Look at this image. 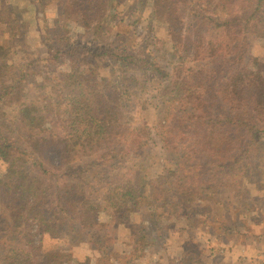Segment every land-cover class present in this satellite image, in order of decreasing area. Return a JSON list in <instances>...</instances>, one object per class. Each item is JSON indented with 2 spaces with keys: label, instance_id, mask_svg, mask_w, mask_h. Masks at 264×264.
I'll return each mask as SVG.
<instances>
[{
  "label": "rangeland",
  "instance_id": "1",
  "mask_svg": "<svg viewBox=\"0 0 264 264\" xmlns=\"http://www.w3.org/2000/svg\"><path fill=\"white\" fill-rule=\"evenodd\" d=\"M156 1L107 0L104 16L87 28L81 20H66L65 0H0V34L12 48L7 84L23 99L55 104L63 94L60 80L75 67L109 94L122 90L128 78L133 104L125 109L123 124L150 132V139H143L146 147L121 148L123 160L112 173L116 179L132 174L142 189V205L131 224L117 226L113 216L103 214L99 221L106 227L99 236L105 239V250L86 237V242L69 246L46 238L44 251L68 249L67 264H264V112L254 108L249 84L247 90L241 87L237 102L219 96L228 73L264 65V12L248 29L247 42L240 43L247 47L246 55L240 48L233 60L227 54L210 64L185 45H191L190 38L196 45L204 43L199 22L212 14L213 0H186L181 6L179 31L186 32L181 42L171 23L155 14ZM257 2L232 0L233 11L247 19L255 14ZM123 53L150 60L172 78L186 76L188 89L204 90L193 79L199 75L203 82L204 74L209 84L204 98L215 104L214 116L222 120L221 113L228 114L233 126L236 145L233 151L223 148L218 160L224 165L195 146L196 125L192 129L189 121L180 122L185 90L181 95L152 69L124 71ZM201 64L209 65L207 71ZM189 68L195 71L187 74ZM0 114L10 116L11 110L0 108ZM202 121L200 115L196 123ZM12 123L6 119V125ZM47 127L63 133L55 119ZM5 170L0 160V178ZM2 211L0 206V215Z\"/></svg>",
  "mask_w": 264,
  "mask_h": 264
},
{
  "label": "trees",
  "instance_id": "2",
  "mask_svg": "<svg viewBox=\"0 0 264 264\" xmlns=\"http://www.w3.org/2000/svg\"><path fill=\"white\" fill-rule=\"evenodd\" d=\"M65 1L66 20H81L87 28L93 27L107 8V0H84L83 4L82 0ZM257 1L255 14L241 20L233 11L232 0H213L212 14L199 22L205 29V35L199 37L204 43L196 45L197 40L190 38L191 45L185 46H192L195 56H201L210 64L227 54L229 60H233L232 55L240 48L241 54L246 55L247 47L244 49L240 43L247 42L248 29L258 21L257 15L264 12V0ZM71 2L74 3L70 8L68 3ZM185 3L186 0H157L154 4L155 14L171 23L180 42L186 36L184 30L179 31L183 23L181 6ZM2 38L0 34V108L10 109L11 115L0 114V160L6 167L0 178L3 209L0 264H67L70 251L58 249L46 253L47 240L69 246L76 241L86 242L87 237L91 238L92 245L105 250V239L102 240L99 233L106 224L99 221L100 217L109 214L115 225L128 226L143 200L140 184L132 174L119 179L112 176L120 166L119 160H123L121 148H144L143 139H150L147 128L131 130L123 124L124 111L133 104L130 81L127 78L122 90L115 88L109 94L75 67L60 80L58 88L63 94L57 97L55 104L45 100L29 102L18 94V89L7 84L11 83L8 59L12 48L4 44ZM176 47L182 56L179 46ZM122 63L124 71L133 67L155 70L174 90L178 88L181 95L183 88L186 94L181 102L183 117L180 122L189 121L192 129L196 125L195 146L198 144L215 164L224 165V161L218 159L224 155L223 148L235 149L234 136L230 132L233 126L228 124L231 123L228 114L221 113L222 120L214 116L215 104L211 106L204 98L205 85H209L204 74L203 82L198 80L201 76H193L194 83L204 90L200 87L192 90L185 88L189 85L186 76L180 78V83V79L172 78L146 58L123 53ZM208 66L201 64L202 71ZM194 71L189 68L187 74ZM247 84L253 89L249 90L253 106L262 114L264 65L228 73L219 96L224 102H237L241 87L247 90ZM200 115L203 121L197 124ZM7 118L13 120L11 127L6 125ZM54 119L63 133L47 129ZM160 127L164 128V121ZM207 184L209 186L210 182Z\"/></svg>",
  "mask_w": 264,
  "mask_h": 264
}]
</instances>
